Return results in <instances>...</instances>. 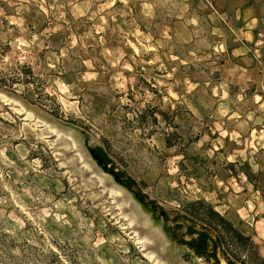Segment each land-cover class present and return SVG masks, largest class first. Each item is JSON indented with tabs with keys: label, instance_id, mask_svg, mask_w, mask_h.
I'll list each match as a JSON object with an SVG mask.
<instances>
[{
	"label": "rangeland",
	"instance_id": "1",
	"mask_svg": "<svg viewBox=\"0 0 264 264\" xmlns=\"http://www.w3.org/2000/svg\"><path fill=\"white\" fill-rule=\"evenodd\" d=\"M223 6L0 0V91L81 129L167 214L137 210L73 140L0 98V264H195L185 250L264 264V25L252 41Z\"/></svg>",
	"mask_w": 264,
	"mask_h": 264
},
{
	"label": "water",
	"instance_id": "2",
	"mask_svg": "<svg viewBox=\"0 0 264 264\" xmlns=\"http://www.w3.org/2000/svg\"><path fill=\"white\" fill-rule=\"evenodd\" d=\"M11 96L14 97L16 100L20 101L22 104H24V107L28 112H31L36 117L41 119L46 125L56 128L58 131L62 132V135H64L65 137H67V134L76 139L79 144V147L81 148L82 153L84 154L85 159L87 160V163L90 164L94 170H96L99 174H106L109 177L111 184H114L117 187L124 189L134 200H136L141 205L142 209H145V207L148 208L149 212H153L155 218L159 220V218L156 217L155 210L151 209L149 204L144 199L139 197L135 189L126 185L123 180L118 176L117 171L111 170V166L107 165L100 157V155L97 154L96 150L90 146L88 140L85 138V135L81 129L72 124L54 119L42 110L21 101L16 96ZM185 252L191 255L195 264H198V257L195 254H191L188 250H185Z\"/></svg>",
	"mask_w": 264,
	"mask_h": 264
},
{
	"label": "crops",
	"instance_id": "3",
	"mask_svg": "<svg viewBox=\"0 0 264 264\" xmlns=\"http://www.w3.org/2000/svg\"><path fill=\"white\" fill-rule=\"evenodd\" d=\"M221 1L224 5L221 12L231 18H236L235 25L238 29L245 31L244 34L257 42L264 25V0H243L244 2L237 8H233L232 12L226 7L233 0Z\"/></svg>",
	"mask_w": 264,
	"mask_h": 264
},
{
	"label": "bare ground",
	"instance_id": "4",
	"mask_svg": "<svg viewBox=\"0 0 264 264\" xmlns=\"http://www.w3.org/2000/svg\"><path fill=\"white\" fill-rule=\"evenodd\" d=\"M0 98H4L5 100H8V101H12V102H15V103H19V104H21L22 106H23V108L25 109V107H24V104H22L20 101H18V100H16L14 97H12L10 94H7V93H4V92H2V91H0ZM30 114H31V112H29ZM55 131H57V133L58 134H60V135H62V132H60V131H58L56 128H54V127H52ZM66 136H67V138H70L71 140H73L77 145H78V147H79V144H78V142L76 141V139H74L73 137H71L70 135H67L66 134ZM79 149H80V151H81V148L79 147ZM81 154H83L82 153V151H81ZM83 156H84V154H83ZM85 158V157H84ZM86 162H87V160H86ZM92 167V166H91ZM101 175V180H104V182L106 181H110V179H109V177L106 175V174H103V173H101L100 174ZM108 183V182H107ZM111 183V182H110ZM110 188L112 189V191H115V192H117V193H119V195L121 194V196L122 197H124L129 203H131L134 207H136L137 208V210H139V209H142V207H141V205L136 201V200H134L124 189H122V188H120V187H117L116 185H114V184H111V186H110ZM114 192V193H115ZM127 202V203H128ZM128 203V204H129ZM144 210V212H146V213H150L149 212V209L148 208H146L145 207V209H143ZM153 255V254H152ZM155 261L156 262H158V263H160V264H168L167 262H165L162 258H160V257H155Z\"/></svg>",
	"mask_w": 264,
	"mask_h": 264
},
{
	"label": "trees",
	"instance_id": "5",
	"mask_svg": "<svg viewBox=\"0 0 264 264\" xmlns=\"http://www.w3.org/2000/svg\"><path fill=\"white\" fill-rule=\"evenodd\" d=\"M97 150L100 153V155L102 156L103 161L105 163L109 164L110 160L107 158V156L103 152V150L101 148H97ZM248 175L251 177L252 174L248 173ZM128 184L130 187H133L135 183L133 182V180L129 179ZM211 242H214L213 237L210 234H208V232H203V234L197 240H195L191 243H188V244L193 246V247L195 246L199 251L198 253L204 255L210 251V249H211L210 243ZM215 243L217 245L214 246V249H213L214 254H212L214 258H216L215 252H217V247H219L218 246L219 242L216 241ZM262 261L264 262V259H262Z\"/></svg>",
	"mask_w": 264,
	"mask_h": 264
},
{
	"label": "flooded vegetation",
	"instance_id": "6",
	"mask_svg": "<svg viewBox=\"0 0 264 264\" xmlns=\"http://www.w3.org/2000/svg\"><path fill=\"white\" fill-rule=\"evenodd\" d=\"M96 152H97L98 155H100V153L98 152L97 149H96ZM100 157L102 158L101 155H100ZM123 179H124V178H123ZM128 181H129V179H124V180H123V182H124L126 185L129 186ZM152 209L155 210V212H156V217H159L160 219H163V218H166V217H167L166 212L158 213L157 207H153ZM178 226H179V225H178ZM166 230H167L168 234H172L173 237H174L175 239H177L176 236H174V231H172L171 229H168V228H166ZM202 234H203V231L197 232V231H195L194 229H190V230H189L190 240H189V242H188V241H187V242H188V243H191V242L197 240ZM179 241H182V240H179ZM185 242H186V241H185ZM215 242H216L215 240H214V242H212V246H213V247H214L215 245H217ZM188 245H189V244H188ZM189 246L192 248V250H193L194 252H196V253L199 252L198 249H197L195 246H194V247L191 246V245H189ZM213 249H214V248H213ZM198 254H199V253H198ZM195 255H196V254H195ZM200 255H202V254H200ZM196 256H197V255H196Z\"/></svg>",
	"mask_w": 264,
	"mask_h": 264
}]
</instances>
